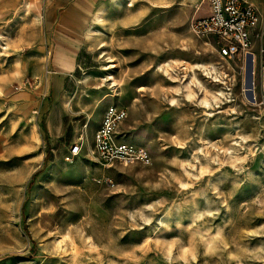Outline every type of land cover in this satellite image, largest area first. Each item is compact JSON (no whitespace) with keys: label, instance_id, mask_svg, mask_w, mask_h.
<instances>
[{"label":"rangeland","instance_id":"rangeland-1","mask_svg":"<svg viewBox=\"0 0 264 264\" xmlns=\"http://www.w3.org/2000/svg\"><path fill=\"white\" fill-rule=\"evenodd\" d=\"M59 1L0 0V264H264V111L190 33L200 0ZM109 104L148 166L92 158Z\"/></svg>","mask_w":264,"mask_h":264},{"label":"built area","instance_id":"built-area-1","mask_svg":"<svg viewBox=\"0 0 264 264\" xmlns=\"http://www.w3.org/2000/svg\"><path fill=\"white\" fill-rule=\"evenodd\" d=\"M190 33L210 46L218 57L235 61L241 72L250 69L248 101L264 111V29L260 27V13L251 0H200L189 21ZM127 117L124 108L109 104L92 133L91 150L103 167L113 163L148 166L150 154L143 147L120 140L117 130ZM88 126L87 123L83 128ZM69 147L66 160H73L83 143Z\"/></svg>","mask_w":264,"mask_h":264},{"label":"bare ground","instance_id":"bare-ground-1","mask_svg":"<svg viewBox=\"0 0 264 264\" xmlns=\"http://www.w3.org/2000/svg\"><path fill=\"white\" fill-rule=\"evenodd\" d=\"M95 19L98 22L103 21L100 13H98L95 16ZM107 62H110V61H107ZM169 62H166L163 65L169 66V64H168ZM172 62H175V61H172ZM225 62L227 64L226 68H227V66L230 67V64L227 61H225ZM181 65H186L189 70L193 71V74H194V70H202L203 75L205 77L210 78L212 80V82L217 83V85H222V88H223L222 94L223 95H221V98L223 100H225V102L231 101L228 98V95L230 94V92H229V87L227 85L228 81H230V77L228 76V74L226 72H224V71L217 72V71H214L215 69L213 67L209 68V66H206L204 64H192V63H188L186 61H181ZM186 66H184L182 69H186ZM113 67H114V65L112 63H108L102 67V70H104L105 72H108L105 76V81H107V83L109 85V87H108L109 89L114 88L117 85L115 79L109 73ZM169 68L171 70V67H169ZM198 84H200V83L198 82ZM248 86H249L248 72H247L246 68H244V70L242 72V89H243V91H246ZM187 91H188V95L192 96V90L190 88H188ZM109 93H113V89H112V91L110 90ZM109 93L105 97H108V98L111 97ZM244 93L246 94V92H244ZM209 97L212 100L216 99L215 95H213L212 92L205 90L204 96L200 99V104H203L204 106L209 107L210 106V98ZM83 147H84V145H82V148ZM88 147H89V145H88ZM89 149H90V154H92V150L90 147H89ZM92 158H94L93 155H92Z\"/></svg>","mask_w":264,"mask_h":264},{"label":"crops","instance_id":"crops-1","mask_svg":"<svg viewBox=\"0 0 264 264\" xmlns=\"http://www.w3.org/2000/svg\"><path fill=\"white\" fill-rule=\"evenodd\" d=\"M251 2L255 5V7L257 8V10L260 13V27L264 29V0H251ZM79 4H81V3H79ZM84 4L87 5V3H84ZM71 9H75V8L73 7ZM85 9H86V7H85ZM75 17L79 18L78 16H75ZM97 124H98V122H97Z\"/></svg>","mask_w":264,"mask_h":264},{"label":"water","instance_id":"water-1","mask_svg":"<svg viewBox=\"0 0 264 264\" xmlns=\"http://www.w3.org/2000/svg\"><path fill=\"white\" fill-rule=\"evenodd\" d=\"M248 79H249V86H248V87H250V81H251L250 69H249V71H248Z\"/></svg>","mask_w":264,"mask_h":264}]
</instances>
